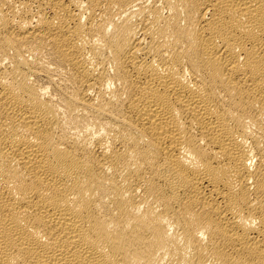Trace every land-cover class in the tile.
I'll list each match as a JSON object with an SVG mask.
<instances>
[{
	"label": "bare ground",
	"instance_id": "6f19581e",
	"mask_svg": "<svg viewBox=\"0 0 264 264\" xmlns=\"http://www.w3.org/2000/svg\"><path fill=\"white\" fill-rule=\"evenodd\" d=\"M0 264H264V0H0Z\"/></svg>",
	"mask_w": 264,
	"mask_h": 264
}]
</instances>
